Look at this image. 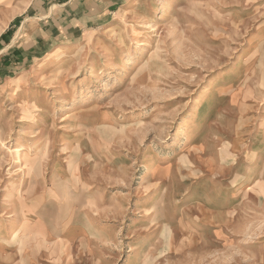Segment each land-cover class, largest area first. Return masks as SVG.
<instances>
[{
	"label": "rangeland",
	"instance_id": "obj_1",
	"mask_svg": "<svg viewBox=\"0 0 264 264\" xmlns=\"http://www.w3.org/2000/svg\"><path fill=\"white\" fill-rule=\"evenodd\" d=\"M114 3L0 0V264H264V0Z\"/></svg>",
	"mask_w": 264,
	"mask_h": 264
},
{
	"label": "crops",
	"instance_id": "obj_2",
	"mask_svg": "<svg viewBox=\"0 0 264 264\" xmlns=\"http://www.w3.org/2000/svg\"><path fill=\"white\" fill-rule=\"evenodd\" d=\"M58 6L66 7V11L76 10V14L80 16L83 22L92 19L98 14L104 15L109 13L108 9H112L115 0H52ZM106 10V11H105ZM72 11H70L71 13ZM96 19V17H94Z\"/></svg>",
	"mask_w": 264,
	"mask_h": 264
},
{
	"label": "bare ground",
	"instance_id": "obj_3",
	"mask_svg": "<svg viewBox=\"0 0 264 264\" xmlns=\"http://www.w3.org/2000/svg\"><path fill=\"white\" fill-rule=\"evenodd\" d=\"M49 62V61H48ZM46 66V65H45ZM82 110V109H81ZM69 117V116H68ZM77 120V119H76ZM188 120L187 119H185V120H183L182 121V123H181V131L182 132H185V130H186V128H187V126H188ZM181 133V132H180ZM183 135V134H182ZM191 136H190V134H186V138L188 139V138H190ZM185 140V139H184ZM22 146H20V148L18 149V150H16V155L19 157V155H20V153L22 152ZM27 159H25V157H24V163H23V165H26L27 166ZM25 226V225H24ZM23 229V228H22ZM13 234H15V233H13ZM133 261L132 260H129V262H128V264H133L132 263Z\"/></svg>",
	"mask_w": 264,
	"mask_h": 264
}]
</instances>
